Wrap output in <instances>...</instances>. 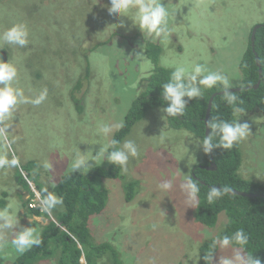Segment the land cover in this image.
I'll return each instance as SVG.
<instances>
[{"label":"rangeland","instance_id":"374dc122","mask_svg":"<svg viewBox=\"0 0 264 264\" xmlns=\"http://www.w3.org/2000/svg\"><path fill=\"white\" fill-rule=\"evenodd\" d=\"M107 2L108 0H0V33L15 23H23L28 30V42L19 47H25L29 53H36L26 58L18 48V65L22 64L23 70L18 74L17 87L29 101L46 92L41 104H19L9 120L0 122V128L10 123L7 128L8 138L13 141L11 150L5 149L0 141V154L7 152L11 159L13 153L16 156L18 153L20 160L19 169H0V198L4 199V203H0V209L12 203L10 212L15 213L13 225L0 229V264H14L22 255L14 250L10 241L15 234L28 228H32L34 236L38 235L41 239V243L36 245L38 250L31 258L32 264H57L60 260H66L68 243L83 249L78 235L59 224L55 227L50 214H39L43 217L41 219L42 217L34 216L35 213L26 208L28 183L24 177L26 171L20 166L23 167V161L27 160L28 155L36 156V160L42 163V157L51 161L50 170L68 168L66 156L73 164L78 154L88 157L78 170H88L99 164L100 160L94 158L102 149V141L106 140L100 129L103 125L112 126L117 136V126L126 121L125 114L129 107H132L136 96L143 93L144 86L142 90L138 88V81L141 80V77H137L138 68H132L129 58L125 62L128 72H119L112 66L108 55L99 52V69L94 74L95 82L84 102H80L83 109L80 111L81 104L61 100L64 97L62 87L70 85L72 91V84L87 64L82 57L73 71L61 67L60 61L69 63L70 42L75 40L66 33L77 30L83 25L82 19L85 18V25L91 24L98 29L86 37L106 38L105 31L99 30L102 21L93 22L91 14H86V8H96L97 14L103 13L101 10L106 8ZM162 3L174 14L168 23L170 32H173L171 37L151 38L163 46V50H172L173 56H164L163 64L172 65L176 70L182 67L192 70L196 79L209 71L217 72L227 80L228 88L241 85L243 75L240 62L249 46L251 30L264 22V0H162ZM92 5L96 7H91ZM101 17L107 21L108 26L120 28L115 36L108 34V37L113 38L102 47L113 49L115 54L124 52L125 55L127 45L132 43L126 35L129 31L136 33L139 26L125 15L103 14ZM30 18L40 22L30 21ZM58 33L62 34L58 36ZM161 35L164 36L163 33ZM206 35L210 39L206 40ZM49 39L54 42V46ZM90 43L89 40L83 48L90 46ZM135 44L146 45L145 42L138 41ZM44 50L49 53H43ZM62 55L64 60L60 59ZM116 65L124 70L121 65ZM196 66L201 67V73L194 72ZM57 68L61 70L53 73ZM32 70L45 72L37 77L31 75ZM102 71L107 76L103 82ZM186 79L189 77L186 76ZM219 83L225 87L222 81ZM77 92L81 97V89ZM63 107L64 115L59 111ZM66 110L68 115H65ZM154 114L150 121L141 120L131 130L130 136L135 140L132 142L137 147V155L129 157L127 170L121 169L117 164L115 166L121 172H126V178H130V181L143 186L146 192L155 193L149 217H139L132 206L133 200L126 192L118 190V185L124 181L122 175L105 179L104 182L111 188V194L101 212L90 216L89 227L95 238V242L89 243L90 247H99L102 245L99 243L105 242V256L115 264H208L209 253L202 247L225 229L227 214L225 211L220 212L213 225L201 223L198 219L199 196L196 202L191 201L190 189H182L181 185L188 183V178L193 176V168L202 165L212 153H206L203 140H198L186 128L155 133L148 125L152 121L164 123L158 120L165 119V113L159 114L157 109ZM236 114L239 124L247 123L249 126L248 136L240 142L242 164L239 173L243 178H254L264 185V110H238ZM156 116H159L158 120ZM169 146L181 151L174 170L162 168L166 166V162L159 159L156 153L164 152ZM21 177L25 181H21ZM164 177L170 178L173 185L169 190L159 188L160 184L168 183L164 182ZM46 178L49 180L47 175ZM56 205L60 210L68 208L67 202L63 200ZM69 211L72 213L76 210L71 208ZM136 219L141 225L134 224ZM145 220L146 230L143 226ZM0 224H3L2 220ZM118 229L120 232H117ZM148 238H158L165 248L146 256V260L142 261L141 249L145 248V240ZM236 248L238 247L230 245L221 249L218 246L213 253L212 264H219L220 257L231 256ZM241 251L244 253L243 249Z\"/></svg>","mask_w":264,"mask_h":264},{"label":"trees","instance_id":"16d2710c","mask_svg":"<svg viewBox=\"0 0 264 264\" xmlns=\"http://www.w3.org/2000/svg\"><path fill=\"white\" fill-rule=\"evenodd\" d=\"M103 13L96 12L95 8L90 9L91 20L94 21V17L97 15L100 21H102V26L99 30H106V32L115 36L120 30L117 27H110L107 24V21L101 16L103 14L109 15L108 8L102 9ZM100 11V12H101ZM34 22H40L37 19H33ZM84 28V19H82ZM17 24V23H15ZM81 27V26H80ZM78 27L77 29H82ZM137 32H130L126 35L132 45L137 41L145 42L146 51L148 59L151 65H154L155 56H161V45L155 43L151 38L157 37L155 34H149L145 31H142L137 27ZM98 31L96 28L91 29V33ZM62 33H58V36ZM173 34V32H170ZM168 35V38H169ZM92 43L90 46L84 48L82 52L77 55L78 63L81 61L82 57L86 60L95 52L103 51L102 45L106 44L109 39L113 37H108L104 39H99L97 36H90ZM159 37H164L163 35ZM50 40V39H49ZM6 42V41H5ZM51 42V40H50ZM54 46V42H51ZM129 47V46H128ZM24 52L28 53L27 58L34 56L36 53H29L26 51V48L23 49ZM43 53H49L47 50H44ZM129 58L132 61V67L136 61L137 55L134 53H117L113 54L109 61L111 64L125 65L126 59ZM60 59H63V55ZM141 63L135 65L138 68V76L141 77V80L138 81V86L142 90L144 86L143 93H139L136 96V100L133 102L132 107L130 106L125 116L127 117L126 121L119 126L118 135L116 136L113 132V127L111 131L105 135L106 140L102 141V149L105 145H109L107 149L103 152V158L100 160L99 164H95L88 170H78V168L72 170V164L69 157L66 156L67 164L69 169L62 167L58 169L51 168L45 170L41 168L38 163L34 161H28V164H24L21 167L22 170H26L28 174L36 173L35 179L37 180V186L42 187V184L38 181L41 174L47 175L50 182L49 192L51 190L55 191L56 195L60 198L63 196L64 201L67 202L68 208L59 211L57 213L58 222L62 225H66L70 231H73L78 235L80 241L83 243V249H80L77 246H73L72 243L67 244L66 260H60L57 264H81L82 257L85 258L87 264H109L105 256L106 249L104 247L105 242H101L99 247H90V242H93L92 239H95L92 233L88 232L87 219L90 218L92 214L101 212L104 203L109 195L111 194V188H108L107 184L104 182L107 178H112L113 176H123L124 181L118 185V190L121 192H126L127 196L133 200L132 206L136 210V214L142 219H148L149 209L151 203L155 198V193L146 192L143 186L136 184L135 181H130V178H126L128 175L124 171H120L115 166V163L109 161L108 156L111 151L116 150V148H122V143L128 140L135 141L131 138V130L134 129L138 122L141 120L150 121L155 112L159 109L160 112L164 110L167 111L168 107L171 106V101L164 99V84L168 83L171 80V76L168 74L170 68L161 63V60L155 62L154 68L149 71V66ZM61 67L65 70L73 71V60L68 64L66 61H60ZM240 68L242 71V84L240 86H249L237 90L235 92H226V93H216L214 95L210 115L208 117V124L210 126L209 136H215L210 140L212 155H210L205 160L202 165L195 166L192 173L195 176L193 179L200 188L199 194L202 196V201L199 202L198 207V218L201 222L206 225H213L217 219V215L221 211H225L228 216V222L225 229L221 232L222 235H233L238 229H243L244 233L248 236V243L244 246L247 250L251 251L256 258H259L264 264V185L260 184L256 179H246L241 176L239 173L240 166L242 164V153L240 150V142L235 143L232 148L226 149L218 144L220 137L219 128L213 129V124H220L222 122H233L238 121L236 112L238 110L244 111H254V110H264V25L258 29L254 49L251 44V39H249V47L244 53V56L240 62ZM262 69L261 76L260 70ZM132 69V68H131ZM61 70L57 68L53 70V73ZM44 70H32L30 73L32 76L40 77ZM45 72V71H44ZM149 73V75H148ZM91 72L86 71L85 75L80 78V82L83 86L86 84V80L92 83V80L89 76ZM102 75L104 72L102 71ZM148 76V77H147ZM199 76L195 80L192 86L199 89V95L189 98L188 96L182 97L185 103L184 113H177L173 117L170 113L168 120L169 127L173 129L180 130L181 128H186L191 133L195 135L198 140H203L206 138V124L204 121L205 113L207 112L210 98L213 96V91L221 89L219 87V82L213 85L212 88H200L196 85V81L202 78ZM262 78L261 83L257 88L254 85L258 80ZM86 79V80H85ZM184 84H190L187 80L181 81ZM92 84L87 92H89ZM72 94V93H71ZM70 94V97H71ZM87 93L73 103L78 105L84 102V98ZM228 95H235L236 100L231 104L227 100ZM81 102V103H80ZM82 105V104H81ZM83 109H80V111ZM64 107L59 111L64 115ZM149 110H154L150 112ZM68 110H66L65 115H68ZM112 116V114H110ZM157 120L159 116H156ZM158 121H165L163 118H159ZM162 124L156 122L149 123L148 127L153 128L155 133L161 131ZM113 136L114 138H111ZM115 140L118 142L117 145H112L111 142ZM180 152L174 150L173 153V164L179 162ZM209 153V152H207ZM160 157V154H157ZM43 163L48 162L44 157H42ZM216 164V169H209L205 166L210 165V162ZM51 162V161H50ZM49 162V163H50ZM211 162V163H212ZM168 170L167 166L162 167ZM19 169V167H18ZM126 178V179H125ZM26 179V178H25ZM25 181L23 177L20 179ZM55 185V186H53ZM215 187L217 190H222V188L228 187L230 189H236L240 191H245L252 195H237L230 194L225 191V194L219 198L213 197L211 203L207 200V194L210 190ZM28 189L30 190V201L31 197L34 196V190L28 184ZM0 203H4V199L0 198ZM27 206V202H26ZM74 208L76 211L70 213V209ZM29 210L37 215L41 212L39 207L29 208ZM127 223H130L129 220H125ZM55 227L57 223L53 221ZM134 224L141 225L139 220H135ZM144 228L146 227V220L144 222ZM90 230V229H89ZM117 232H120L118 229ZM146 246L141 249V254H143L142 261L146 260V256L156 254L165 248L164 245L160 243L158 238L150 240L149 238L145 240ZM153 244H158L157 246H152ZM210 244H206L204 248H209ZM38 249L33 248L32 252L25 255L24 252L14 264H32V256ZM138 261V259H136ZM34 261V260H33ZM112 262V260H111ZM113 263V262H112ZM115 264V263H113ZM120 264V263H118Z\"/></svg>","mask_w":264,"mask_h":264},{"label":"clouds","instance_id":"9594fccd","mask_svg":"<svg viewBox=\"0 0 264 264\" xmlns=\"http://www.w3.org/2000/svg\"><path fill=\"white\" fill-rule=\"evenodd\" d=\"M107 8H108L109 14H119V15L129 16L133 20V22L139 26V28L142 31H145L149 34L154 33L155 36L157 37L161 36V34L163 33L164 39H167L169 32L171 31L168 28V23H169L170 17L173 16L174 14L169 12L165 4L162 3V0H110V3L107 5ZM97 21H100L99 17H97ZM121 23H123V21H121ZM261 24L262 25L260 27L264 25V22ZM80 28H82V26ZM84 28L77 29V30H71L66 33L75 39L70 42V45H71L70 61L73 60V66L78 64L77 55L80 52H82V50H84L83 45L87 43L89 40L92 43L91 37H86L90 34L91 30H84ZM79 30H84V31H79ZM104 31L106 33V36H108L109 33L106 32V30ZM171 35L172 34H170L169 37H171ZM251 35L249 39H251ZM256 36H257V33H256ZM27 37H28V30H27L26 25H24L23 23L13 24L11 27H9L8 29L0 33V40L14 43L17 50L19 48L23 52L24 57L26 58L28 56V53L23 51L25 47H19V45L21 46L25 45L28 42ZM205 38L206 40H208L210 39V36L206 35ZM161 48H162L161 56L160 57L155 56L154 65L157 60H161V63L163 64V62L165 61L164 56H173V54L171 53L172 50H168V49L163 50L164 49L163 46H161ZM178 50H181V49H178ZM100 52L106 53L109 58L113 54H115L114 50L108 47H104L103 51H100ZM13 57H14L13 54H11L8 50H5L1 54V59H0V122L9 120V118L12 117L13 112L15 111V109L17 108L19 104L31 103L33 105H39L44 101L46 97V92L41 93L39 96L35 97L31 101L23 97L22 90L17 87L18 70L11 63L13 62L12 60ZM98 60H100L99 52H95L86 60L87 62L86 67L83 69V72L78 77V79L72 84L73 85L72 91L70 90V85H68L67 88L64 86L62 87L64 97L61 98V100L63 102H66V101L74 102L75 100L80 98L77 92V90H80V86H81V82L79 80L82 76L85 75L86 71L91 72L89 76L92 80V83L95 82L94 74L99 69V63L97 62ZM145 61H147V63ZM141 63L149 66V71L152 68H154V65L153 66L151 65L148 58L144 59ZM112 66H114L119 72H124V71L128 72V70L126 69L121 70L116 64H112ZM167 67L170 68V72L168 76L169 77L171 76V80L168 83L164 84L163 87L161 86V88L164 89V99L170 100L171 106L168 107L167 109L168 112H166V110L163 111L165 113V121L161 127V131H160L161 134L163 131H168V130L173 129L169 127V122L167 120L171 118L169 113L173 117H175L177 113H181V114L184 113L186 102L182 100V97L188 96L189 98H191V97L199 95V89L191 85L196 80V75H193L192 70H188L187 68H183V67L178 68L176 70L172 67V65L167 66ZM194 72L196 74L201 73L202 72L201 67L196 66L194 69ZM185 73H186V76L189 77V79H186V76H184ZM106 78L107 76L102 75V82L105 81ZM182 80H187L190 84L186 85L181 82ZM219 81H222L225 87H223L222 84L219 83V87L221 89H218L212 92L213 98L216 93H221V91L223 93L235 92L237 90H241L242 88L247 87V86L239 85V86L228 88L227 80L222 75L218 74L217 72H210V71L206 75H204L202 78L197 80L195 84L198 85L200 88L205 87V88L210 89L212 88L213 85L217 84V82ZM70 94H71V97H70ZM226 98L230 104L236 100L235 95H228ZM9 126H10V123L5 124L4 127L0 128V141L3 142V147L7 150H11V147L13 144V141L9 140L8 138L7 128ZM119 126L120 125H118L117 127ZM212 127L213 129L219 128L220 137H219L218 144L226 149L232 148L235 143H239L243 141L248 136L249 126L247 123L239 124L237 121H233V122L225 121L220 124H213ZM100 131H102L105 135H107L111 131V127L109 125H103ZM214 136H215V132L213 133V136H208L203 141L206 146L205 147L206 153L210 151L208 147L209 141L213 139ZM110 137L114 138L113 136H110ZM111 144L117 145L118 142L113 140ZM108 147L109 145H105L104 149H101L100 153L94 159L102 160L103 152ZM174 150L176 149L169 146L164 152H156L157 154L161 155L159 159L165 161L166 166L168 168H172L173 170L175 168V165L173 164V156L171 153ZM211 153H212V149H211ZM136 155H137L136 145L131 140H128L122 144V148L119 147V148H116V150L111 151L110 155L108 156V159L110 162L119 165L121 169L126 171L129 157L130 156L135 157ZM17 156H18V153H17ZM17 156L13 153L11 156V159H9L7 152L0 154V169H5V168L12 169V168L19 167L20 160ZM86 159H88V157L81 156L80 154H78L77 158L74 160L72 164V170L83 165ZM26 163H27V160L23 161V165ZM43 167L45 170H47L51 168L52 165L49 162H45L43 164ZM193 171H194V168H193ZM40 174L41 176L38 179V181L42 184L41 188H39L36 184L37 183V180L35 179L36 173L30 172V174H28V172H26V174H24L25 178L26 176L28 177V179L26 178L27 183L29 184L31 189L34 190V196L31 197V201L29 199L31 195L29 189L27 190L28 195H25L26 202H27V209L31 207L30 204L32 202L34 201L36 202L37 200L38 205L36 204L34 207H31V208L39 207V211L41 213H48L51 215L52 222L54 221L60 226H63L64 228L68 229L66 225H62L61 223L58 222V217H57V213L63 210H60L56 204L59 203L60 200L64 201V197L62 196L60 198L59 196L56 195L55 191L53 190L49 192L50 181L47 180L45 174L43 173H40ZM194 176L195 174L193 173V177ZM164 182H168V183L160 184L159 188L163 190H169L172 188L173 185L170 182V178L166 179V177H164ZM181 188L190 189L189 196H190L191 201L196 202L197 196H199L200 201H202V196L199 194V191H200L199 185L190 177L188 178V183L186 185H181ZM174 190H175V186H174ZM225 191L231 192V189L228 187H225V190H217L215 187H213L210 190V192L207 194L208 202L211 203L213 201V197L219 198L223 196L225 194ZM175 194L176 193L174 192V196ZM198 207H199V204H198ZM12 208H13V204L10 203L7 207L0 209V220L3 221V224H0V229L10 228L15 222L14 211L10 212V209ZM95 214H92V215H95ZM34 216H37V215H34ZM37 217H42V216L38 215ZM41 219H43V217ZM46 221H48L49 223V220H46ZM68 231L70 230L68 229ZM33 233H34V230L32 228H28L13 236L10 243L17 253L23 254L24 252H26L25 255H27L30 252H32L33 248L37 249L36 245H39L41 243V239L39 238L38 235L34 236ZM247 243H248V236L244 233L243 229H238L231 236L219 235L217 238L205 243L202 248L204 251L209 253L208 254L209 255L208 264H212L213 253L215 252L218 246L221 249H226L230 245L236 246L238 248L234 249L233 254L231 256L220 257L219 264H262L259 258H256L251 251L247 250L244 247ZM206 244H210L209 248H204ZM242 249L244 253H242L241 251ZM108 263L113 264L110 258L108 260ZM81 264H87L84 257H82L81 259ZM98 264H102V263L99 262Z\"/></svg>","mask_w":264,"mask_h":264},{"label":"flooded vegetation","instance_id":"af4514ba","mask_svg":"<svg viewBox=\"0 0 264 264\" xmlns=\"http://www.w3.org/2000/svg\"><path fill=\"white\" fill-rule=\"evenodd\" d=\"M109 3H110V0H108V2L106 3V8H107V5ZM96 5H98V4L96 3ZM91 7H96V6L92 5ZM95 10H96V8H95ZM86 14H90V9L86 8ZM29 20L33 21V18H30ZM96 21H97V15L94 17V21L93 22H96ZM92 28L93 27L91 26V24H88V25L85 26L84 30H91ZM84 30H79V31H84ZM138 42H142V41H138ZM127 46H129V47H126V49H125L126 53H134V54L137 55L136 61H135L133 66H135L138 63H141L144 59L148 58L147 51H146V45H143V44H134V45L128 44ZM5 50H8L11 54H13V56H14L13 59H12L13 62H11V63L17 68L18 74H19L20 70H23V69H22V64L18 65V56L19 55H18V50L15 47L14 43H11V42H8V41H6V42L5 41H1V44H0V59H1L2 52H4ZM20 52H21V55L24 57L23 52L21 50H20ZM125 67H126L125 65H121V68L126 69ZM90 84H92V83H90L87 80H86L85 86H83L81 84L80 89H81V92H82L83 96L87 93V91H88V89L90 87ZM26 159L28 161H34V162L38 163L39 166L41 168H43V164L44 163H42L41 161H37L36 160V156L28 155V157Z\"/></svg>","mask_w":264,"mask_h":264},{"label":"water","instance_id":"95a60500","mask_svg":"<svg viewBox=\"0 0 264 264\" xmlns=\"http://www.w3.org/2000/svg\"><path fill=\"white\" fill-rule=\"evenodd\" d=\"M262 24H257L255 27H254V29H253V31H252V35H251V42H252V46H253V48H254V44H255V40H256V33H257V30H258V28L261 26ZM260 70V76H261V72H262V69L260 68L259 69ZM261 81H262V78L260 77V79L258 80V82L254 85V87L255 88H257L258 86H259V84L261 83ZM247 87H249V86H247ZM239 89V88H238ZM221 93H223L222 91H221ZM212 101H213V97L210 99V101H209V105H208V109H207V112H206V115H205V117H204V121H205V124H206V137H208L209 136V132H210V126H209V124H208V117H209V115H210V111H211V106H212ZM209 150L211 151V145H210V141H209ZM207 168H209V169H215L216 168V164L214 163V162H212L210 165H208V166H206ZM194 169H195V167H194ZM26 176V175H25ZM26 178L28 179V177L26 176ZM229 192V191H228ZM230 194H237V195H244V196H246V195H252V194H249V193H247V192H244V191H240V190H236V189H231V192H229ZM27 195H28V193H27ZM22 202V201H21ZM24 208V207H23ZM26 208H27V206H26ZM86 224H87V227L89 226V218L87 219V222H86ZM90 229V227H88V232H89V234H90V232H91V230H89ZM92 241L93 242H95V239H92Z\"/></svg>","mask_w":264,"mask_h":264},{"label":"built area","instance_id":"2783aa9c","mask_svg":"<svg viewBox=\"0 0 264 264\" xmlns=\"http://www.w3.org/2000/svg\"><path fill=\"white\" fill-rule=\"evenodd\" d=\"M36 204H37V200H36V202H35V201L32 202V203L30 204V206H31V207H34Z\"/></svg>","mask_w":264,"mask_h":264},{"label":"crops","instance_id":"0c3cea01","mask_svg":"<svg viewBox=\"0 0 264 264\" xmlns=\"http://www.w3.org/2000/svg\"><path fill=\"white\" fill-rule=\"evenodd\" d=\"M29 210V209H28ZM41 214V213H40ZM35 215H37V214H35ZM38 216V215H37ZM29 218V217H28Z\"/></svg>","mask_w":264,"mask_h":264}]
</instances>
